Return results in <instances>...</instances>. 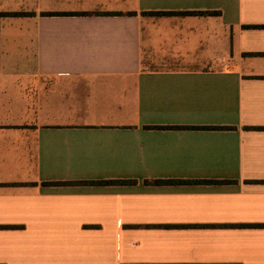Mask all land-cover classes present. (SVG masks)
Returning a JSON list of instances; mask_svg holds the SVG:
<instances>
[{"label": "crops", "instance_id": "crops-1", "mask_svg": "<svg viewBox=\"0 0 264 264\" xmlns=\"http://www.w3.org/2000/svg\"><path fill=\"white\" fill-rule=\"evenodd\" d=\"M0 264H264V0H0Z\"/></svg>", "mask_w": 264, "mask_h": 264}, {"label": "trees", "instance_id": "trees-1", "mask_svg": "<svg viewBox=\"0 0 264 264\" xmlns=\"http://www.w3.org/2000/svg\"><path fill=\"white\" fill-rule=\"evenodd\" d=\"M157 183H161V182H170V181H156ZM95 183V182H93ZM101 183H129V181H113V182H108V181H105V182H101Z\"/></svg>", "mask_w": 264, "mask_h": 264}, {"label": "rangeland", "instance_id": "rangeland-1", "mask_svg": "<svg viewBox=\"0 0 264 264\" xmlns=\"http://www.w3.org/2000/svg\"><path fill=\"white\" fill-rule=\"evenodd\" d=\"M31 115H32V114H31V113H29V118H30V120H31Z\"/></svg>", "mask_w": 264, "mask_h": 264}]
</instances>
